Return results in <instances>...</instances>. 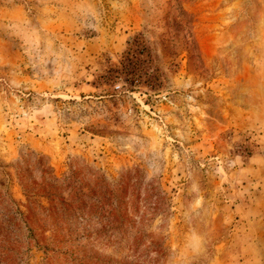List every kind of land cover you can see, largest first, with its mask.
<instances>
[{
  "label": "rangeland",
  "instance_id": "1",
  "mask_svg": "<svg viewBox=\"0 0 264 264\" xmlns=\"http://www.w3.org/2000/svg\"><path fill=\"white\" fill-rule=\"evenodd\" d=\"M1 226L0 264H264V0H0Z\"/></svg>",
  "mask_w": 264,
  "mask_h": 264
},
{
  "label": "trees",
  "instance_id": "2",
  "mask_svg": "<svg viewBox=\"0 0 264 264\" xmlns=\"http://www.w3.org/2000/svg\"><path fill=\"white\" fill-rule=\"evenodd\" d=\"M133 46H136V43H134ZM131 49H132V47L128 48L129 56L131 55L130 52H132ZM125 60H126V63H131L132 62V58L131 57H125L124 56L122 58V60H121L119 65H114L112 67H108L107 68L105 76L103 75L104 80H106V81H114L117 78H119L120 74H122V76H123L122 80L125 83V71H126ZM127 83L130 86L131 85H135V83H139V79H136L135 77H129V79H127ZM68 179H70V178H68ZM63 184H64L65 187H68L69 190H70L69 196L67 198H63V197L60 198V196L56 194V190L58 188H60ZM42 190L44 191L43 193H45V196L49 199V201L52 202L48 207L42 208L43 209V213H44V217L52 220L54 218L56 212H57V208H59V207H60L61 211L62 210L63 211H68L70 213L69 215H71L75 210H77V208H78V203L77 202L79 200V197H77V194L74 191L75 187L72 185V183H68V181H65V178H63L62 181L57 183V185L48 184ZM57 197H58V199H57ZM63 211H62V213H63ZM28 217L31 220V219L34 218V215L29 214ZM3 228H4V226L0 227L1 230H3ZM67 239L68 238L61 239V240L64 241V240H67Z\"/></svg>",
  "mask_w": 264,
  "mask_h": 264
}]
</instances>
